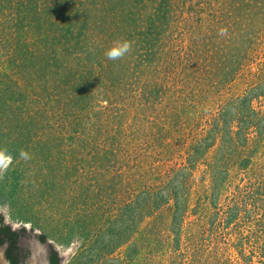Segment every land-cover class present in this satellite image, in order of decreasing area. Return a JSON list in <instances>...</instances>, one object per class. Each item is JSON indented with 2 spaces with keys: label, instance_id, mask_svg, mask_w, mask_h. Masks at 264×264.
<instances>
[{
  "label": "rangeland",
  "instance_id": "374dc122",
  "mask_svg": "<svg viewBox=\"0 0 264 264\" xmlns=\"http://www.w3.org/2000/svg\"><path fill=\"white\" fill-rule=\"evenodd\" d=\"M0 148L61 264H264V0H0Z\"/></svg>",
  "mask_w": 264,
  "mask_h": 264
},
{
  "label": "trees",
  "instance_id": "16d2710c",
  "mask_svg": "<svg viewBox=\"0 0 264 264\" xmlns=\"http://www.w3.org/2000/svg\"><path fill=\"white\" fill-rule=\"evenodd\" d=\"M248 134V133H247ZM20 234L16 231H11L8 225L2 224L0 218V248L6 246L5 257L10 264H23L28 256L27 250L20 251L17 247V241ZM41 240L44 241V236L40 234ZM60 256L57 252H53L49 258L50 264H61Z\"/></svg>",
  "mask_w": 264,
  "mask_h": 264
},
{
  "label": "clouds",
  "instance_id": "9594fccd",
  "mask_svg": "<svg viewBox=\"0 0 264 264\" xmlns=\"http://www.w3.org/2000/svg\"><path fill=\"white\" fill-rule=\"evenodd\" d=\"M226 30H221V35L225 34ZM131 51V44L127 40H117L110 47L105 50L104 55L110 61H118L127 56ZM19 156L21 159H30L29 154L26 151H20ZM12 163L11 157L7 151L0 148V171L6 170Z\"/></svg>",
  "mask_w": 264,
  "mask_h": 264
},
{
  "label": "water",
  "instance_id": "95a60500",
  "mask_svg": "<svg viewBox=\"0 0 264 264\" xmlns=\"http://www.w3.org/2000/svg\"><path fill=\"white\" fill-rule=\"evenodd\" d=\"M43 248V249H42ZM39 246L38 251L31 249L30 255L23 264H49L47 251ZM0 264H10L5 257V246L0 248Z\"/></svg>",
  "mask_w": 264,
  "mask_h": 264
},
{
  "label": "flooded vegetation",
  "instance_id": "af4514ba",
  "mask_svg": "<svg viewBox=\"0 0 264 264\" xmlns=\"http://www.w3.org/2000/svg\"><path fill=\"white\" fill-rule=\"evenodd\" d=\"M9 226V225H8ZM10 227V229H11V231H16V232H18L19 234L21 233V230H17V229H13L11 226H9ZM35 237H36V241H38L39 243H43L44 241L43 240H41V238H40V234H36L35 235ZM7 246V245H6ZM6 246H5V248H6ZM44 246V245H43ZM17 247H18V249L20 250V251H25V250H27V252H28V256L30 255V252H31V248H29V247H24L23 246V244H21L20 245V238L18 239V241H17ZM46 251H47V257H48V261H49V258H50V256L52 255V253L55 251V252H57L53 247H47L46 248ZM28 256L26 257V259L28 258ZM60 259H61V257H60ZM26 261V260H25ZM61 261V260H60ZM50 264V263H49Z\"/></svg>",
  "mask_w": 264,
  "mask_h": 264
}]
</instances>
